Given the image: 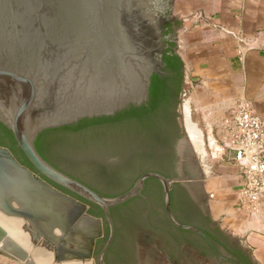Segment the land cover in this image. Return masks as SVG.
<instances>
[{
    "label": "water",
    "instance_id": "water-1",
    "mask_svg": "<svg viewBox=\"0 0 264 264\" xmlns=\"http://www.w3.org/2000/svg\"><path fill=\"white\" fill-rule=\"evenodd\" d=\"M173 4L174 0H0V123L12 131L17 145L38 172L33 174L16 160L11 150L0 145V210L35 222V211L12 202L28 200L48 188V192L77 203L74 205L88 212L83 203L56 189L48 180L97 204L104 212L101 219L106 221L109 233L96 264H108L104 256L116 233L111 209L135 197L151 204L144 194L146 180L151 177L162 184L164 207L171 222L200 234L213 245L202 229L181 223L171 206V188L179 181L209 213L208 194L203 180H199L205 177L206 170L198 161L199 154L184 124V135L176 145L178 177L146 171L128 190L114 196H107L57 168L35 145L39 133L46 129L84 118L115 115L149 101L152 77L162 74L165 64L164 15L175 23L171 37L177 46L176 29L180 22L172 14ZM188 100L189 96L182 98L185 124ZM203 138L213 158L223 155L212 125H205ZM75 174L84 177L82 171ZM76 218L74 215L70 222ZM68 222L63 228L73 231ZM213 225L218 226L214 220ZM103 231L105 236L104 222ZM208 262L204 264H235L222 263L215 257Z\"/></svg>",
    "mask_w": 264,
    "mask_h": 264
},
{
    "label": "crops",
    "instance_id": "crops-1",
    "mask_svg": "<svg viewBox=\"0 0 264 264\" xmlns=\"http://www.w3.org/2000/svg\"><path fill=\"white\" fill-rule=\"evenodd\" d=\"M172 11L180 22L176 52L184 63L189 105L196 121L212 125L215 132L243 99L250 100L264 118V43L249 44L264 35V0H174ZM202 166L212 220L250 254L254 264H264V206L255 215L240 206L244 179L227 156L213 158L207 153ZM12 203L40 211L37 202L26 205L18 199ZM3 214L0 211V250L21 260L12 253L13 238L40 264L34 254L43 242L33 241L28 231L33 230L34 221L14 216L6 220ZM33 242L35 248L28 247Z\"/></svg>",
    "mask_w": 264,
    "mask_h": 264
},
{
    "label": "trees",
    "instance_id": "trees-1",
    "mask_svg": "<svg viewBox=\"0 0 264 264\" xmlns=\"http://www.w3.org/2000/svg\"><path fill=\"white\" fill-rule=\"evenodd\" d=\"M175 46L173 42L171 51L164 56L171 74L167 79L159 74L153 75L147 103L130 106L115 115L84 118L70 125L46 129L35 140L40 154L57 168L107 196L128 190L146 171H158L170 178H177L176 145L182 131L178 114L179 96H183L185 91L188 93V90L183 89L184 63L174 50ZM0 130L8 139L0 135V145L17 150L20 161L37 171L18 147L12 131L2 123ZM76 171H82L84 177H77ZM52 183L85 202L89 214L104 218V212L97 204ZM144 193L164 208L163 187L158 179L148 178ZM138 200L147 209V202L141 197L132 198L111 209L116 229L111 248L117 238L121 210L129 212L130 205ZM171 206L181 223L194 224L202 229L212 241L235 255L240 264L252 263L245 249L233 247L226 233L218 226H211L213 220L210 215H200L198 208L189 199L187 189L179 181L174 182L171 188ZM104 224L103 242L109 233L106 221Z\"/></svg>",
    "mask_w": 264,
    "mask_h": 264
},
{
    "label": "flooded vegetation",
    "instance_id": "flooded-vegetation-1",
    "mask_svg": "<svg viewBox=\"0 0 264 264\" xmlns=\"http://www.w3.org/2000/svg\"><path fill=\"white\" fill-rule=\"evenodd\" d=\"M164 16L166 17V19L163 26V33H165L164 36L166 39L167 47L162 55L165 63L164 67L162 68L163 73L159 75L162 76L164 79H167L170 76L171 71L167 67V63L165 62L164 56L166 53H169L171 51V44L173 42L175 43L174 38L171 37L174 31L175 23L173 22L172 19H170L169 15H164ZM0 135L5 136L2 130H0ZM183 135L184 132H181V137ZM5 138L7 139V136H5ZM4 147L11 150L13 156L16 158V160H18V162H20V164L28 167L30 170H32L34 174L38 173L37 171L33 170L29 165H26L20 161L18 155L16 154V152H18L17 150L11 149L7 146ZM176 171H177V165H176ZM42 179H44V177ZM49 183L52 186H54L56 189L65 192L63 189H60L57 186H55L52 182L49 181ZM185 188L187 189L186 186ZM153 189L154 188L152 187L151 190ZM187 191L189 193V199L196 206V208H198V210L200 211V215L202 217L208 216L209 213L205 212L202 205L192 196V194L188 189ZM71 196L76 199L75 196L73 195ZM149 199L151 204H149L144 199L147 202V209H144L143 202L138 200L136 201L137 203L135 204L133 203L132 205H130L129 212H127L125 209L121 210L119 222H118L119 230L116 236L117 238L115 244L113 245L112 248L111 247L109 248V250L105 253L104 256L105 261L108 264H157V263L163 264L164 261H167V264H204L205 262L209 263L208 262L209 260L212 261L214 257L222 261V263L225 261V262L240 264V261L237 259L235 255L229 253L222 245L215 243L209 237L208 238L213 245H211L200 234L192 230H187L175 226L169 219L165 207L163 208L160 205L155 204V202H153V200L150 197ZM70 205L71 203L68 202L67 207L69 208ZM176 218L178 219L177 216ZM190 225H194V224H190ZM211 226L213 228L217 227V225H213V222L211 223ZM11 227H13L12 228L13 231L15 232L17 231L16 229H14L13 225H11ZM103 245H104L103 239H99V240L96 239L92 249L91 248L81 249L80 247L74 245H73V249H75V251H78L79 253L80 250L85 251L84 253H88L87 255L91 253L92 256H95V261L97 262L98 255ZM231 245L233 247L238 246V244L235 243L232 239H231ZM33 247L35 248V245H32V248ZM218 254L223 255L225 259H221L218 256ZM63 255L64 254L60 256ZM148 259H150L151 261L150 260L147 261ZM71 264H94V263L92 260H86L83 262L75 261L72 262Z\"/></svg>",
    "mask_w": 264,
    "mask_h": 264
},
{
    "label": "built area",
    "instance_id": "built-area-1",
    "mask_svg": "<svg viewBox=\"0 0 264 264\" xmlns=\"http://www.w3.org/2000/svg\"><path fill=\"white\" fill-rule=\"evenodd\" d=\"M264 43L263 37L249 44ZM242 42H246L242 39ZM241 54V51H239ZM188 93H183V98ZM227 156L243 176V185L238 199L250 215L261 212L264 206V118L250 100H240L234 113L224 118L214 132Z\"/></svg>",
    "mask_w": 264,
    "mask_h": 264
},
{
    "label": "bare ground",
    "instance_id": "bare-ground-1",
    "mask_svg": "<svg viewBox=\"0 0 264 264\" xmlns=\"http://www.w3.org/2000/svg\"><path fill=\"white\" fill-rule=\"evenodd\" d=\"M185 108H186V123L187 124H185L184 116H182V120L184 122L183 124L187 126V129L190 133L191 142L195 146L196 151L202 154L198 158V161L202 163L203 158L205 157V153H206L205 152L206 146L204 145V138H203L204 130L200 129L197 122L194 123V120L192 118L191 108L189 105V100L185 102ZM183 112H184V107L182 105V113ZM41 195H44L42 196L43 199L41 198ZM33 196L34 198L31 197V198H28V200L21 199L23 204L25 203L27 205V204H32L34 202H37L36 203L38 204L37 207H40V211L37 212L38 216L33 225L39 232H34L33 231L34 229L28 230L32 235L33 241L38 240V236L40 235V233H42L43 236L52 234L53 237H57V235L60 234L59 231L64 226L63 224L66 221H69L70 219L69 215L72 214V216L74 215L77 216V221H76L73 231L70 232V234H68L67 236L68 237L67 239L69 240L71 247L73 248V245H74V246L80 247L81 249L91 248L92 238L95 237V235L98 234V232H100V229H101V224H100L99 219L86 215V213H84L83 207L79 205L76 206L74 204H71L72 205L71 208L68 209L67 207L68 202L63 197L59 196L60 200H63V201L65 200L63 202L64 204L61 203L59 200L58 202H56L57 201L56 198L58 197V195H56L55 193L46 191L42 194H39V195L36 194ZM73 205H74V208H73ZM32 245H34V242L32 244L30 243L28 247H31ZM20 248L21 247L12 238V253L15 254L19 259L23 260L25 264H37L34 262V259L31 258L32 256L30 253H28L25 249L23 248L20 249ZM75 252L79 253L78 251H75ZM84 252L85 251L80 250V253H81L80 255L84 257L88 256L87 255L88 253H84ZM62 254L66 255V251H59V249L58 251L55 249L51 250V248H48V246L45 245L43 242L41 245V249L40 250L36 249L34 255L36 259L37 257L39 258L38 262H40V264H71L72 262L77 261V260H68L66 262H60V263L57 262L56 257H62L60 256Z\"/></svg>",
    "mask_w": 264,
    "mask_h": 264
},
{
    "label": "rangeland",
    "instance_id": "rangeland-1",
    "mask_svg": "<svg viewBox=\"0 0 264 264\" xmlns=\"http://www.w3.org/2000/svg\"><path fill=\"white\" fill-rule=\"evenodd\" d=\"M172 14L174 16V13L172 11ZM184 82H183V89L185 88L186 90L189 89V82L186 81V73H185V70H184ZM182 98L183 96H179V106H178V114H179V123L183 126V120H182V116H183V113H182ZM193 120H194V123H196L197 119H196V116L195 114H193ZM198 123V122H197ZM181 126V132H184V128ZM198 126L200 127L201 130H205V125L203 123H198ZM198 152V151H197ZM205 156L207 155V153H209L208 149L206 148L205 149ZM199 156L202 155L198 152ZM210 157H212L210 155ZM205 158V157H204ZM34 174V173H33ZM42 178V177H41ZM33 183V181H31ZM48 191H50L48 188H46ZM67 194V193H66ZM69 195V194H68ZM59 196V195H58ZM71 196V195H70ZM48 198V197H47ZM75 199V198H74ZM76 201L78 202H81L85 205L86 207V210L85 212L87 211L88 209V206L85 202L81 201V200H78L77 198L75 199ZM70 202L71 204H77V203H73L71 201H68ZM1 211V210H0ZM72 212V211H71ZM3 213V212H2ZM88 214V212H86ZM6 214V215H4ZM4 214L2 215L5 219L6 217H19L21 219H24L26 221H30V219L26 218V217H20V216H16V215H10L6 212H4ZM70 218H73L74 216H72V214L69 215ZM99 218V217H97ZM7 220V219H6ZM100 220V224H101V229H100V232H98V234L96 235V239L97 238H100V237H103L104 236V231H103V221L101 218H99ZM76 221H77V218L76 220H74V222H70V219H69V222L68 224H71V226L74 228L75 224H76ZM33 231L34 232H39L35 227H33ZM60 234L57 235V237H53L52 234H48L47 236H43V234L40 233V235L38 236V240L41 241V242H44L45 245L48 246V248H51V250L55 249L58 251H66V255L62 256V257H56V260L57 262H66L68 260H77V261H86V260H92L94 264H96V261H95V257H93L92 255H88L86 257L84 256H81L80 253H76L75 252V249H73L69 243V240L67 239L68 237V234H70V230H68V228H62L60 231ZM45 235V234H44ZM5 236H8L7 234ZM36 237V236H35ZM48 238V239H46ZM92 249V248H91ZM32 258V257H31ZM55 258V256H54ZM0 264H23V260H18L17 258H15L14 256H11V255H8V254H5L2 250H0Z\"/></svg>",
    "mask_w": 264,
    "mask_h": 264
}]
</instances>
